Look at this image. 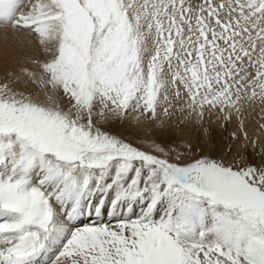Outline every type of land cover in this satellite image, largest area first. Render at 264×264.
<instances>
[{
	"label": "snow or ice",
	"instance_id": "1",
	"mask_svg": "<svg viewBox=\"0 0 264 264\" xmlns=\"http://www.w3.org/2000/svg\"><path fill=\"white\" fill-rule=\"evenodd\" d=\"M0 28L44 53L0 74V264H264V160L105 128L242 129L264 105V0H0Z\"/></svg>",
	"mask_w": 264,
	"mask_h": 264
},
{
	"label": "bare ground",
	"instance_id": "2",
	"mask_svg": "<svg viewBox=\"0 0 264 264\" xmlns=\"http://www.w3.org/2000/svg\"><path fill=\"white\" fill-rule=\"evenodd\" d=\"M27 10V8L24 9V11ZM43 57V49L37 43L34 35H17L11 33L10 30L0 28V74L3 73L5 67L18 66L19 62L26 61L29 58L43 59ZM63 103L67 104V100L65 99ZM263 117L264 105L259 102L247 105L244 109L243 126L248 130L253 140L257 139L261 144H264ZM164 119V117L160 116L156 121H141L138 123L130 118L123 123L117 122L113 125H105V128L111 133L125 138L142 150L151 151L154 146L153 142L165 149H167L166 147L168 144H172L171 147L175 146L178 150L181 149L183 144L190 140L191 134L196 132L195 128L201 130L198 141L201 140V142L205 143L203 139L206 138V134H209L210 131L214 134H220L221 130L217 128H219L222 123L227 124L222 116L218 117L216 113L209 116L207 112L203 123L194 120L190 124L181 125L179 128L175 127L173 122H167L165 125L161 126L160 122ZM229 123L231 131L238 134L239 128H241V121L233 117ZM169 124H172V126L169 127ZM157 154L160 155L159 153ZM174 156L172 155L171 158Z\"/></svg>",
	"mask_w": 264,
	"mask_h": 264
},
{
	"label": "rangeland",
	"instance_id": "3",
	"mask_svg": "<svg viewBox=\"0 0 264 264\" xmlns=\"http://www.w3.org/2000/svg\"><path fill=\"white\" fill-rule=\"evenodd\" d=\"M229 125V122H227V124L222 123V125L217 128L221 130L220 134H214L210 131L209 134H206V138L203 139L205 143L201 142V140L198 141L201 130L195 128L196 132L191 134L190 140L185 142L181 149L178 150L177 147H171L172 144H168L165 150L174 149L176 152H187L188 145H191V151L197 156L207 155L214 158H223L226 162H230L233 156L246 157L250 163H259L261 160H264V144L258 142L257 139L253 140L248 130L245 129V126H243L242 129L239 128V133L237 134L231 131V126ZM245 132L247 133V139L244 138ZM233 133L235 134V139L233 138ZM175 151L171 153V156L176 154Z\"/></svg>",
	"mask_w": 264,
	"mask_h": 264
}]
</instances>
